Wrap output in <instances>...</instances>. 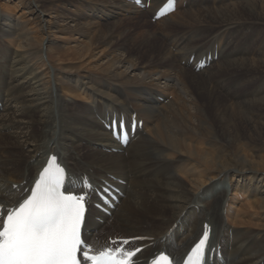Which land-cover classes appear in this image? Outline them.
Listing matches in <instances>:
<instances>
[{"label":"bare ground","instance_id":"obj_1","mask_svg":"<svg viewBox=\"0 0 264 264\" xmlns=\"http://www.w3.org/2000/svg\"><path fill=\"white\" fill-rule=\"evenodd\" d=\"M53 1L0 3V206L55 156L65 193L92 185L91 254L143 237L118 243L135 264H182L207 225L204 264H264V0H176L153 23L168 0ZM112 123H135L126 145Z\"/></svg>","mask_w":264,"mask_h":264},{"label":"snow or ice","instance_id":"obj_2","mask_svg":"<svg viewBox=\"0 0 264 264\" xmlns=\"http://www.w3.org/2000/svg\"><path fill=\"white\" fill-rule=\"evenodd\" d=\"M171 2V0H170ZM123 125L117 124L114 134L119 136ZM65 169L51 157L39 173L34 187L27 189L30 195L18 206H0V264H135L134 257L141 251L117 247L90 254L91 248L82 240L81 226L91 183L83 178L78 194L62 191ZM105 191H108L105 189ZM208 238L207 225L199 242L187 254L183 264H201ZM124 239L121 243L129 245ZM153 264H173L167 255L161 254Z\"/></svg>","mask_w":264,"mask_h":264},{"label":"rangeland","instance_id":"obj_3","mask_svg":"<svg viewBox=\"0 0 264 264\" xmlns=\"http://www.w3.org/2000/svg\"><path fill=\"white\" fill-rule=\"evenodd\" d=\"M75 1V0H74ZM127 1V0H126ZM16 2V0H1L0 1V3H2V6L4 7V9H6V8H10V9H13L15 6V3ZM73 2V1H72ZM58 3H59V1H57V0H54L53 2H52V5H54V6H58ZM127 3L128 4H130L129 3V1H127ZM44 3H41V7H42V5H43ZM48 4H49V2H48ZM9 7H8V6ZM18 5H21V4H18ZM137 5L139 6L140 4H138L137 3ZM5 6H7V7H5ZM61 6V5H60ZM18 7V6H17ZM16 7V9L15 10H18L19 8H17ZM79 8V5L76 3V2H73L72 3V5H71V7H67L66 9H68V10H71L72 12H74V10H76V9H78ZM142 9H143V7H142ZM42 11V10H41ZM119 13V12H118ZM123 13H126V12H123ZM123 13H120V14H122L121 15V17H120V20H124V21H126L128 18H130V17H125V16H123L124 14ZM126 14H128V15H130L129 13H126ZM112 15V14H111ZM111 15H108L107 17H104L103 18V20H105V21H107V22H113V18L111 17ZM42 16H44V17H47L48 18V16H46V14H43ZM131 16V15H130ZM110 17H111V19H110ZM137 18L139 19V20H141V21H143L144 22V16H141V15H138L135 19L134 18H131L132 19V21L131 22H133V23H135V21L137 20ZM149 22H151V23H153L154 21H157V20H154V17L153 18H150V19H147ZM148 21H146L145 20V22H147L148 23ZM160 23H157V24H150V28L151 29H153L154 30V26H157V28L160 30V28H159V25ZM154 25V26H153ZM130 26V25H129ZM128 26V27H129ZM132 26V25H131ZM154 31H156V30H154ZM159 36V35H158ZM136 57H137V55L136 56H133L132 57V59H135L136 60ZM216 58V57H215ZM214 58V59H215ZM208 62H210V60L208 61ZM214 65V64H213ZM94 79L96 80V77H94ZM96 81H100V80H96ZM101 81H104L105 83H106V81L107 80H101ZM120 184H122V183H120ZM225 184H223L222 186H224ZM239 199H240V197H239ZM117 202V201H116ZM118 204V203H117ZM108 215V214H107ZM108 217H110V215H108ZM117 225H119L120 227H124V226H122V225H120V224H118L117 222H114L113 223V225H112V227L111 228H114V227H117V228H114V230L115 231H125V230H122L120 227H118ZM127 227H124V229H126ZM126 232V231H125ZM111 233V232H110Z\"/></svg>","mask_w":264,"mask_h":264}]
</instances>
